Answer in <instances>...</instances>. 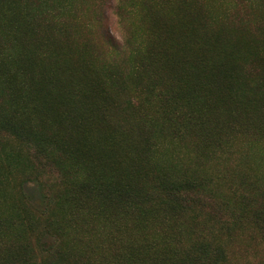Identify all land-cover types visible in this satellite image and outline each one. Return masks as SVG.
I'll return each mask as SVG.
<instances>
[{"label":"trees","instance_id":"trees-1","mask_svg":"<svg viewBox=\"0 0 264 264\" xmlns=\"http://www.w3.org/2000/svg\"><path fill=\"white\" fill-rule=\"evenodd\" d=\"M100 2L0 0V264H264V0Z\"/></svg>","mask_w":264,"mask_h":264},{"label":"clouds","instance_id":"clouds-1","mask_svg":"<svg viewBox=\"0 0 264 264\" xmlns=\"http://www.w3.org/2000/svg\"><path fill=\"white\" fill-rule=\"evenodd\" d=\"M97 9L96 22L103 20L107 24L110 34L120 45L119 51L110 48L117 53H130L132 49L129 46V41L134 21L139 15L138 6H133L128 0H101ZM105 59L111 61L117 57L106 54Z\"/></svg>","mask_w":264,"mask_h":264},{"label":"rangeland","instance_id":"rangeland-1","mask_svg":"<svg viewBox=\"0 0 264 264\" xmlns=\"http://www.w3.org/2000/svg\"><path fill=\"white\" fill-rule=\"evenodd\" d=\"M224 2H225V0H222L221 6L224 4ZM69 15H70V16H71V15H75V16H77V18H81V17H82L81 14H80L78 11H76V10H72L71 13H68V19H69ZM67 21H68V20H67ZM78 22H83V21H82V20H76V21L74 20V21H71L70 24H74L75 28H79L80 25L78 24ZM135 22H136V21H134V23H135ZM73 29H74V28H71L69 31L72 32ZM76 40H77V38H76ZM69 42H70L71 44H73V42H72L71 40H69ZM29 189H31V184H30V183H29ZM30 194H31V192H30ZM33 198L37 199V198L34 197V196H33Z\"/></svg>","mask_w":264,"mask_h":264}]
</instances>
